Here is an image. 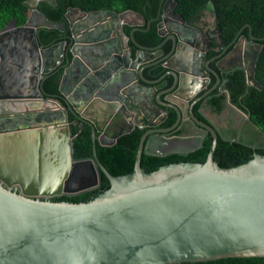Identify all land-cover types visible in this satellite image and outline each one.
Returning a JSON list of instances; mask_svg holds the SVG:
<instances>
[{
  "label": "water",
  "instance_id": "water-1",
  "mask_svg": "<svg viewBox=\"0 0 264 264\" xmlns=\"http://www.w3.org/2000/svg\"><path fill=\"white\" fill-rule=\"evenodd\" d=\"M40 1H25L24 24L13 19L0 30V264H182L264 256V154L220 165L214 159L217 131L195 116L191 104L192 121L214 136L206 160L171 162L150 171L142 166L144 151L191 150H179V141L147 150L150 135L167 136L185 117L179 103L161 99L155 84L171 74L173 84L165 91L187 101L195 95L205 71L199 59L206 57L205 48H196L195 22H210L208 39L217 37L222 44L214 1L188 20L175 12L177 0L165 1L159 33L166 34L163 27L170 21L182 28L170 29L167 54L163 43L153 48L135 39V30L147 22L140 12L69 7L67 20L55 22L39 9ZM35 14L40 21H32ZM124 25L133 27L130 34ZM49 26H69L72 58L66 57V41L40 45L38 32ZM261 47L245 36L237 46L244 53L248 85L259 88L255 69ZM64 60L60 99L44 90L43 81ZM163 60L168 70L160 78L144 74ZM166 106L175 109L177 119L159 127ZM86 124L93 153L78 158L72 126L79 132ZM136 127L146 130L133 171L114 175L101 162L96 143L113 145ZM163 141L158 137L159 145ZM92 190L98 193L88 200L55 199Z\"/></svg>",
  "mask_w": 264,
  "mask_h": 264
},
{
  "label": "trees",
  "instance_id": "trees-1",
  "mask_svg": "<svg viewBox=\"0 0 264 264\" xmlns=\"http://www.w3.org/2000/svg\"><path fill=\"white\" fill-rule=\"evenodd\" d=\"M26 0H0V30L4 29L10 21L15 20L16 25H22L27 21L29 6ZM166 0H56L52 4L48 0L39 2V9L52 21L62 22L67 20L66 13L69 7H80L85 11H97L103 9L122 12L128 9L140 12L146 19V24L136 29L135 39L138 43L146 47L156 48L164 40L158 30V22L161 20L163 6ZM210 0H177L175 12L182 14L183 18L189 19L201 6ZM217 10L220 25L224 31V38L227 44L232 41L239 29H242L240 35L249 37L250 33L257 36L259 42H262L263 48L259 54L256 65L255 77L262 85V88L248 85L246 71L244 68L236 70L227 76V91L229 92L231 102L248 112L252 120L258 126L264 129V0H213ZM148 24V21H150ZM132 26L126 25L127 33L132 30ZM251 29V32H250ZM38 40L41 46L48 47L57 42L66 41V57L72 58V39L69 26L62 30L59 27H42L38 32ZM134 49L137 45L130 42ZM166 53L171 50V40L166 41L163 46ZM66 60L58 68L50 73L43 81L44 90L50 94L61 96L59 86L62 73L66 66ZM167 68L161 63L145 68L144 73L148 78L158 79L165 74ZM173 83V76L167 75L160 82L161 88H167ZM222 97H214L210 102L216 106V109H222ZM197 106L195 107V111ZM177 117V113L170 108L168 118L163 123L165 126L172 125ZM74 116L71 115V119ZM72 132L75 135L74 150L76 157L91 156L93 153L92 131L89 125H85L81 131H77L75 125L72 126ZM145 129L136 127L132 131L123 134L113 145H101L96 143L97 154L101 162L114 175L126 174L133 171L135 157L139 142ZM227 146V159L219 157V149ZM210 149V141L206 140L204 146L189 153L173 152L166 155L143 152L142 166L147 170H154L162 164L177 161H199L203 162L207 158ZM264 154V150H257ZM255 149L250 145L241 142H229L219 138L214 159L222 166H231L252 158ZM108 181L103 175V186H107ZM91 192H84L74 196H62L56 200H67L79 202L91 199L95 196ZM92 194V195H91ZM182 264H264V256H246V257H227L217 260L204 262H184Z\"/></svg>",
  "mask_w": 264,
  "mask_h": 264
},
{
  "label": "flooded vegetation",
  "instance_id": "flooded-vegetation-1",
  "mask_svg": "<svg viewBox=\"0 0 264 264\" xmlns=\"http://www.w3.org/2000/svg\"><path fill=\"white\" fill-rule=\"evenodd\" d=\"M203 6H201V8ZM186 20H188V19H186ZM33 21L34 22L40 21L38 14H35L33 16ZM160 22H161V20L158 22V29H159V23ZM218 22H219V18H218ZM195 25H197V27H198V28H196L197 29L196 40L199 41L198 44L200 45V46H197L196 48L198 51L205 48V51H206L205 59L204 60L202 58L199 59V63H201L205 69V71L202 72V75H200V78L202 81L196 83L199 88H198L197 92L195 93V95L189 101H187L185 98H180V97L169 98L170 100L175 101L176 103H179L181 105V107L183 108L184 114H185L183 125L179 129H174L170 133H167V136H164L163 133L150 135L148 140H147V150L148 151H160L163 148L164 149L171 148L169 146H173L172 145L173 142H171L170 144H166L170 141H179L180 143L175 144V146L177 145L176 147L179 150L181 149L182 152H187V149H191L190 151H194L198 148H201L204 146V143L206 142V140L210 141V148H211V145H212L213 140H214V136L208 128L192 121V119L190 118V114H189V109H190L191 104H192V109H193V113L195 114V116L198 117L201 121H203L207 125H211L212 127H214L215 130L217 131V144H218L219 138H221L226 142L227 141H229V142H241V143H244L246 145H250L252 148L255 149V152H258L257 151L258 149L264 150V129L261 126H258L257 124L254 123V121L252 120V118L250 117L248 112L244 111L238 105L228 101L229 93H228L227 87H226L227 76L231 73H234L236 70H238L240 68H244V63H245L243 61V59L241 58V57H243L244 53L241 51V49L239 51V49L237 48L238 44L240 45L242 38L245 36V35H240V32L242 29H239L237 34L235 35V37L232 39V41L227 44V41L225 40V38L223 36V34H224L223 28L219 22V25L221 28V36H222V44L220 45L219 39L217 37L215 39H212V38L208 39V37H209L208 36V30H210L211 28H214L210 22L200 23L199 21H197V22H195ZM125 26L126 25H124V28H125ZM179 28H181L180 25L176 24L175 22L170 21L168 26L165 25L163 27V29L166 33L164 35L165 39L170 34V29L172 30V29H179ZM130 32H131V30H130ZM130 32L129 33L126 32V33L130 34ZM250 32H251V29H250ZM215 35H216V33L210 32V36L214 37ZM247 38L252 39L254 42H256L258 44H262V42H259L258 40H256L258 37L254 36L251 33H250L249 37H247ZM164 41L162 42L163 44L166 42V41L165 42ZM171 43H172V41H171ZM72 46H73V44H72ZM235 48H237V49H235ZM262 48H263V44L261 47V51H262ZM133 49H134V47H133ZM136 49H138V47ZM171 49H172V47H171ZM261 51H260V53H261ZM165 54H167V53L165 52ZM230 54H233L232 58L228 57ZM248 55H251V52H249ZM164 61L165 60L161 61L160 63L164 67H166L164 65ZM207 64L209 67H207ZM198 69L200 70V68H198ZM211 69L215 70V72H213ZM167 70H168V68H167ZM255 74H256V69H255ZM168 75H171V74H168ZM219 77L221 79L220 81L218 80ZM162 80L163 79L158 81L157 84L158 83L160 84V82ZM202 83H204L205 86L202 85ZM157 84H156V86H157ZM169 87L164 88V89L161 88V90H163L164 92H166L168 94H171L172 92L165 91ZM220 96H223L222 97V104L223 105H222V109L218 110V109H216V106L213 104V102H210V100H212L214 97H220ZM162 100L165 102L169 101V100H165V99H162ZM184 100H185V102H184ZM196 106H197V109L195 111ZM165 108H166L167 117L164 120H161L163 115H164V112H161L159 114V116L157 117L158 120H161L160 124L158 125L159 127H169V126L163 125V123L168 118L169 111H170L171 107L166 106ZM229 113H233L235 115V116H233L232 121H231L232 123L230 125L227 124V115ZM185 118H186V120H185ZM74 119L75 118H73V120ZM176 119H177V117H176ZM144 129L146 130V128H144ZM77 131H78V127H77ZM158 137H162L163 140L165 139V141H163L162 145H159V143L157 142ZM154 138H157V139H154ZM181 138H183V139H181ZM216 147H217V145H216ZM183 149H185V150H183ZM185 154H187V153H185ZM218 154H219V157L223 156L227 159V146L220 148ZM86 157H89V156H86ZM78 158H80V157H78ZM97 191L98 190H92L90 192L92 194H94Z\"/></svg>",
  "mask_w": 264,
  "mask_h": 264
},
{
  "label": "crops",
  "instance_id": "crops-1",
  "mask_svg": "<svg viewBox=\"0 0 264 264\" xmlns=\"http://www.w3.org/2000/svg\"><path fill=\"white\" fill-rule=\"evenodd\" d=\"M40 18V17H39ZM32 21H33V18H32ZM157 84V83H156ZM156 84H155V87H156V93L157 92H159L160 90H161V84H157V86H156ZM160 89V90H159ZM160 92H162V94H161V98L162 99H165V100H169V98H172V97H174L173 96V94H168V93H166V92H164L163 90H161ZM155 93V94H156ZM175 98V97H174ZM184 102H185V100H184ZM185 120H186V118H185Z\"/></svg>",
  "mask_w": 264,
  "mask_h": 264
},
{
  "label": "rangeland",
  "instance_id": "rangeland-1",
  "mask_svg": "<svg viewBox=\"0 0 264 264\" xmlns=\"http://www.w3.org/2000/svg\"><path fill=\"white\" fill-rule=\"evenodd\" d=\"M233 116H235L233 113H229L228 115H227V124H231L232 122V118H233ZM225 118V117H224ZM159 139L160 140H163V138L162 137H159ZM165 140V139H164ZM161 151V150H160Z\"/></svg>",
  "mask_w": 264,
  "mask_h": 264
}]
</instances>
